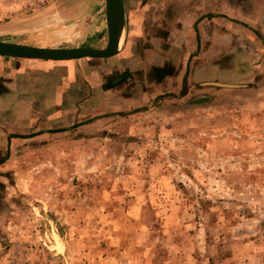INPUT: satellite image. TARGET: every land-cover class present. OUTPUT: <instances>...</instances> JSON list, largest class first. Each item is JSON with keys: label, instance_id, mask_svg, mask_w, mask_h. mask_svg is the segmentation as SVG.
Listing matches in <instances>:
<instances>
[{"label": "rangeland", "instance_id": "1", "mask_svg": "<svg viewBox=\"0 0 264 264\" xmlns=\"http://www.w3.org/2000/svg\"><path fill=\"white\" fill-rule=\"evenodd\" d=\"M103 2L37 0L64 16L33 42L103 47ZM124 8L119 51L86 58L109 70V99L137 94L117 113L80 124L37 112L42 97L3 93L16 78L0 58V264H264V40L235 32L231 57L220 33L213 63L197 58L215 48L199 14L264 0Z\"/></svg>", "mask_w": 264, "mask_h": 264}, {"label": "crops", "instance_id": "2", "mask_svg": "<svg viewBox=\"0 0 264 264\" xmlns=\"http://www.w3.org/2000/svg\"><path fill=\"white\" fill-rule=\"evenodd\" d=\"M36 1L0 0V40L28 45L51 46L34 43L33 40L37 36L33 34L57 26L59 18L64 14L58 11H46L43 15L42 12L34 11L37 7ZM103 6L104 11H98V18L100 19V26L106 34L105 0ZM65 15H68V12ZM199 16H201L198 23L201 40L208 36V31H210L211 46L215 47L214 49H205L204 53L201 51L197 55V58L209 56L210 58H206L208 63H213L214 58L218 56L217 44L218 38H221L220 33H223L226 38L227 47L223 51L231 57H237L234 50L235 32L239 40L248 38L255 43L251 37L253 34L248 35L249 31L260 35L264 40V11H215V13L211 11L209 14H199L198 18ZM198 25L196 24L197 27ZM79 46L89 45L82 44ZM113 56L97 59L107 60ZM0 58H6V65L8 66L6 76L16 78L14 81H11L12 79L6 80V92L3 93L10 95L17 86L16 89H20L21 92L24 90L23 95L28 92L33 96L42 97V100L39 101L40 106L35 111H44L50 118L54 117L58 111L63 113L66 111L67 114H60V118H69L72 122L76 120L80 124L86 123L92 116H101L111 112L117 113L122 109L121 106L118 107L117 105L123 104V102L129 105L138 99L137 94L133 92L132 96L129 97L119 94L109 99L111 91L108 89L110 88H104L102 80L103 76L109 73V70L92 69V63L86 59L87 57L69 60L27 59L10 56H1ZM26 82L27 85L24 86L23 83ZM106 109L109 111L106 112Z\"/></svg>", "mask_w": 264, "mask_h": 264}, {"label": "water", "instance_id": "3", "mask_svg": "<svg viewBox=\"0 0 264 264\" xmlns=\"http://www.w3.org/2000/svg\"><path fill=\"white\" fill-rule=\"evenodd\" d=\"M106 42L93 46H38L0 40V55L16 58L69 60L74 58H106L115 55L121 46L125 29L124 0H105ZM224 85L223 83H213Z\"/></svg>", "mask_w": 264, "mask_h": 264}, {"label": "trees", "instance_id": "4", "mask_svg": "<svg viewBox=\"0 0 264 264\" xmlns=\"http://www.w3.org/2000/svg\"><path fill=\"white\" fill-rule=\"evenodd\" d=\"M154 72L156 73V79L157 80H160L164 76H166L167 74H169L168 71L166 70L165 65L164 66H156V67H154ZM201 97L200 98H197L195 101H200L202 99Z\"/></svg>", "mask_w": 264, "mask_h": 264}]
</instances>
